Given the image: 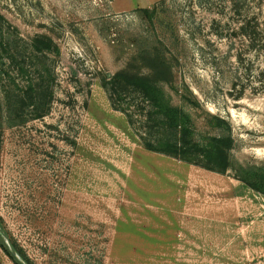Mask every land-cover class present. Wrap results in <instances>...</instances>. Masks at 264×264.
<instances>
[{"label": "rangeland", "instance_id": "1", "mask_svg": "<svg viewBox=\"0 0 264 264\" xmlns=\"http://www.w3.org/2000/svg\"><path fill=\"white\" fill-rule=\"evenodd\" d=\"M162 1L180 34L162 86L199 131L211 128L187 87L231 122L232 160L264 163V0H0V217L32 264H264V195L233 168L146 148L141 97L132 123L102 86L149 73L131 33L151 38L137 9ZM251 19L254 41L239 28ZM37 37L53 51L36 52ZM39 82L53 92L41 117ZM0 264H16L1 246Z\"/></svg>", "mask_w": 264, "mask_h": 264}, {"label": "trees", "instance_id": "2", "mask_svg": "<svg viewBox=\"0 0 264 264\" xmlns=\"http://www.w3.org/2000/svg\"><path fill=\"white\" fill-rule=\"evenodd\" d=\"M137 12L153 28L151 38L131 33L136 56L150 71L139 73L121 70L101 78L102 86L107 90L112 106L126 113L133 123L134 115L131 107L135 103L130 101V98L133 96L132 92L138 93L142 99V103L136 105L137 108L139 107V132L146 148L218 172H226L229 168H233L239 180L264 195V163L245 165L231 159V151L236 146L231 122L219 114L206 111L198 97L187 87L193 96L182 95V100L192 108L204 111L203 118L211 128V132L199 131L191 111L183 105L174 104L170 94L161 84L172 82L174 69L167 61L166 51L172 53L169 47L176 43L175 46H179L180 39L172 6L162 1L152 7L139 8ZM239 28L244 36H249L253 41L255 40L253 33H257L259 29L257 21L252 19L242 22ZM31 45L36 52L44 56L53 51L52 41L45 37L32 39ZM33 90L35 95L32 101L37 107L35 115L44 116L48 112L46 97L50 98L53 92L46 94L45 91L48 90L44 89L41 82ZM0 226L8 234L1 217ZM14 245L17 248L15 243ZM0 246L16 264H20L2 233H0ZM18 253L32 264L21 250L18 249Z\"/></svg>", "mask_w": 264, "mask_h": 264}, {"label": "water", "instance_id": "3", "mask_svg": "<svg viewBox=\"0 0 264 264\" xmlns=\"http://www.w3.org/2000/svg\"><path fill=\"white\" fill-rule=\"evenodd\" d=\"M0 233H2V235L5 237V239H8V235L6 234V232L3 230V228L0 226ZM9 248L12 252V254L16 257V259L19 261L20 264H29L15 249V247L12 245V243L7 240Z\"/></svg>", "mask_w": 264, "mask_h": 264}]
</instances>
